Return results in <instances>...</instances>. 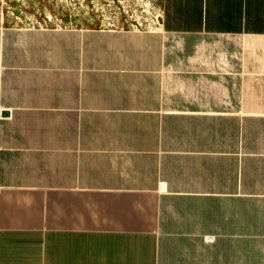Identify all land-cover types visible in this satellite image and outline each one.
<instances>
[{
	"label": "crops",
	"instance_id": "crops-1",
	"mask_svg": "<svg viewBox=\"0 0 264 264\" xmlns=\"http://www.w3.org/2000/svg\"><path fill=\"white\" fill-rule=\"evenodd\" d=\"M0 264H264V0L0 23Z\"/></svg>",
	"mask_w": 264,
	"mask_h": 264
},
{
	"label": "rangeland",
	"instance_id": "rangeland-1",
	"mask_svg": "<svg viewBox=\"0 0 264 264\" xmlns=\"http://www.w3.org/2000/svg\"><path fill=\"white\" fill-rule=\"evenodd\" d=\"M162 0H0V23L19 26L155 29Z\"/></svg>",
	"mask_w": 264,
	"mask_h": 264
}]
</instances>
